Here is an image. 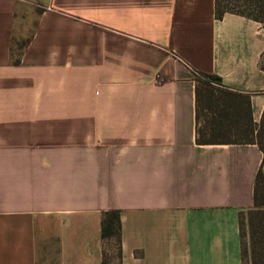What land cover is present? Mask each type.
Segmentation results:
<instances>
[{
	"label": "crops",
	"instance_id": "crops-1",
	"mask_svg": "<svg viewBox=\"0 0 264 264\" xmlns=\"http://www.w3.org/2000/svg\"><path fill=\"white\" fill-rule=\"evenodd\" d=\"M38 1V2H37ZM0 0V264H242L255 144L195 142L194 71L264 110V26L214 0ZM160 76V80L156 79Z\"/></svg>",
	"mask_w": 264,
	"mask_h": 264
},
{
	"label": "trees",
	"instance_id": "trees-1",
	"mask_svg": "<svg viewBox=\"0 0 264 264\" xmlns=\"http://www.w3.org/2000/svg\"><path fill=\"white\" fill-rule=\"evenodd\" d=\"M232 2L245 10L229 8ZM225 13L237 14L258 23H264L263 0H214V15L220 19ZM25 43V42H24ZM23 44H12L11 59L18 63ZM20 45V46H18ZM15 46V47H13ZM194 118L195 142L198 145L255 144L262 154L261 165L255 175L252 208L238 215L242 264L249 255L250 264H264V110L259 122L252 120L249 94L224 87L219 78L212 74L194 71ZM246 221L248 246L242 244V227ZM100 236L115 246L120 254V215L118 210L103 212ZM105 264V254L104 262Z\"/></svg>",
	"mask_w": 264,
	"mask_h": 264
},
{
	"label": "rangeland",
	"instance_id": "rangeland-1",
	"mask_svg": "<svg viewBox=\"0 0 264 264\" xmlns=\"http://www.w3.org/2000/svg\"><path fill=\"white\" fill-rule=\"evenodd\" d=\"M37 0H24L23 4H24V23L20 29L19 33L20 34V38L18 39V41L15 39L12 43L15 44H23L25 42V38L28 36V30L30 31V29L32 28L33 22H34V16H35V11H39L40 8L38 7V1ZM232 1V0H231ZM263 4H264V0H263ZM229 8L231 9H235V10H245V8H243L242 6H240V4L234 3L232 2V4L229 5ZM264 15V14H263ZM261 24V23H260ZM262 26H264V23L261 24ZM13 44V45H14ZM13 46V47H15ZM20 46V45H18ZM261 172L262 175L264 176V162L262 164L261 167ZM261 210L263 211L264 214V205L261 207ZM242 244L243 246L246 247L247 250H249V246H248V230H247V225H246V221L244 220V225L242 227ZM108 253L106 254V259H111V261L113 260V264H115V256H116V251H115V246L112 242L109 243L108 245ZM243 264H250L249 262V255L247 257L244 258Z\"/></svg>",
	"mask_w": 264,
	"mask_h": 264
},
{
	"label": "built area",
	"instance_id": "built-area-1",
	"mask_svg": "<svg viewBox=\"0 0 264 264\" xmlns=\"http://www.w3.org/2000/svg\"><path fill=\"white\" fill-rule=\"evenodd\" d=\"M156 79H157V80H160V76H156Z\"/></svg>",
	"mask_w": 264,
	"mask_h": 264
}]
</instances>
